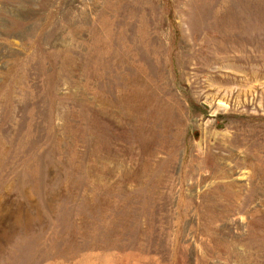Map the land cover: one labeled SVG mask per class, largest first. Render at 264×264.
<instances>
[{
	"label": "rangeland",
	"instance_id": "obj_1",
	"mask_svg": "<svg viewBox=\"0 0 264 264\" xmlns=\"http://www.w3.org/2000/svg\"><path fill=\"white\" fill-rule=\"evenodd\" d=\"M0 264H264V0H0Z\"/></svg>",
	"mask_w": 264,
	"mask_h": 264
}]
</instances>
